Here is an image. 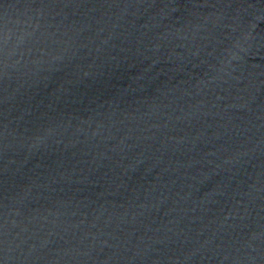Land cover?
I'll list each match as a JSON object with an SVG mask.
<instances>
[{
    "label": "water",
    "instance_id": "obj_1",
    "mask_svg": "<svg viewBox=\"0 0 264 264\" xmlns=\"http://www.w3.org/2000/svg\"><path fill=\"white\" fill-rule=\"evenodd\" d=\"M264 140V0H0V264H123Z\"/></svg>",
    "mask_w": 264,
    "mask_h": 264
}]
</instances>
